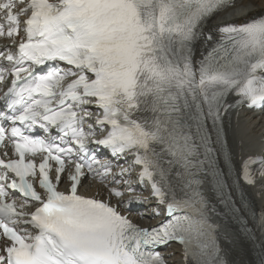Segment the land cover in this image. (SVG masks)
Wrapping results in <instances>:
<instances>
[{
  "label": "snow or ice",
  "instance_id": "1",
  "mask_svg": "<svg viewBox=\"0 0 264 264\" xmlns=\"http://www.w3.org/2000/svg\"><path fill=\"white\" fill-rule=\"evenodd\" d=\"M248 7L0 0V264H170L173 244L182 264H232L217 204L260 233L264 264V209L243 192L264 187V152L237 167L228 140L233 111L264 108V16L208 29ZM150 200L155 223L126 214Z\"/></svg>",
  "mask_w": 264,
  "mask_h": 264
},
{
  "label": "bare ground",
  "instance_id": "2",
  "mask_svg": "<svg viewBox=\"0 0 264 264\" xmlns=\"http://www.w3.org/2000/svg\"><path fill=\"white\" fill-rule=\"evenodd\" d=\"M239 3L249 4L245 11L227 10L214 17L208 24L209 28L228 22H242L245 16L253 17L264 14V0H241ZM228 140L231 149L236 156V164L240 162V157L246 155L250 151L264 150V115L246 111L244 109L237 111V115L231 118V127L228 132ZM242 143V148L240 144ZM90 185L87 191L93 193L94 189H98L100 184L95 181H89ZM247 195H251V201L256 207H264V190L258 196V190L247 189ZM250 198V197H249ZM142 213L147 215V206H144ZM228 234L229 252L233 264H260L259 257L255 255V250L259 247L255 246L252 249L251 242H244L241 237V232L236 229H226ZM262 250V249H261ZM172 251L170 264H181L179 252L175 247H172L168 252ZM254 256L256 258H254Z\"/></svg>",
  "mask_w": 264,
  "mask_h": 264
}]
</instances>
